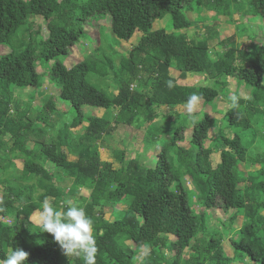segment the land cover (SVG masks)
<instances>
[{"label":"trees","instance_id":"1","mask_svg":"<svg viewBox=\"0 0 264 264\" xmlns=\"http://www.w3.org/2000/svg\"><path fill=\"white\" fill-rule=\"evenodd\" d=\"M82 1L0 0V46L6 49L0 55V259L18 247L29 253L25 264H84L82 257L65 256L51 234L30 219L46 197L65 208L73 197L68 193L80 186L90 190L88 196L73 198L94 221L96 264H232L236 256L264 264V148L251 156L256 150L247 139L263 137L264 43L251 37L243 47L236 40L250 33L244 25L222 36L217 20L226 7L228 22L234 15L245 20L251 16L264 26V0H248V8L239 6L240 0ZM200 10H214L216 15L200 21ZM188 12L198 17L191 21ZM166 16L169 32L161 25ZM32 17L46 22L44 34L40 29L32 32ZM104 18L118 42L139 37L125 55L120 54L118 65L98 48V53L70 67L58 60L68 55L94 20ZM191 26L197 31L194 35L189 33ZM17 32L29 41L13 47ZM35 36H40L38 42L31 41ZM39 58L55 60L47 81H56L57 98L73 110L67 122L59 119L61 113L55 114V95L44 94ZM172 70L177 79L193 74L212 85H178ZM89 73L111 81L116 92L109 95L88 84ZM234 79L252 88L250 95L239 98L224 114V128H232V135L210 139L206 146L203 142L216 121L206 113L200 119L183 116L177 108L192 94L205 103L223 90L227 96L225 88ZM169 80L175 87L167 86ZM26 85L38 96L32 107L23 104L26 96L18 92ZM83 106L104 112L87 116L81 134H73L71 129L82 124ZM160 118L166 120L164 125H157ZM189 125L188 146L178 145ZM125 126L144 147H158L154 163L141 166L137 154L122 153L115 169L100 159L99 149L112 152L110 139ZM214 152L219 153L215 165L210 159ZM19 158L20 175L7 177ZM49 161L54 171L47 167ZM250 165L256 166L253 172L248 171ZM187 180L199 189L194 203ZM216 206L225 214L232 212L222 230L209 224L208 211ZM106 214L113 219H106ZM239 216L242 222L233 229ZM230 231L233 257L222 244Z\"/></svg>","mask_w":264,"mask_h":264},{"label":"rangeland","instance_id":"2","mask_svg":"<svg viewBox=\"0 0 264 264\" xmlns=\"http://www.w3.org/2000/svg\"><path fill=\"white\" fill-rule=\"evenodd\" d=\"M248 0H240L239 2V6H245L246 8H248ZM82 3L86 4L87 2L85 0L82 1ZM221 14L218 15L217 20H218V31L222 36H226L229 34L234 33L235 31V26L237 25H244L245 29L248 30L250 33L243 35V36H237V40L236 42L240 45H242L243 47L245 45H248L251 43V37H253V42L255 43H264V26H262L260 22H256L258 20V17H251L249 16L247 20H245V18H243L242 16H238V15H234L232 18V22H228L227 18L225 17L226 15H228V13H230L229 9H226V7H223L221 9ZM216 15V12L214 10H200V14L199 17L197 15H195L192 12H188L187 16L188 18L192 21L194 19V17L196 16V18L198 17L200 19V21H208L210 16H214ZM168 16L165 17L164 21L161 23L162 26H164V28H166L169 31L170 27L168 25ZM203 19V20H202ZM208 19V20H207ZM31 23L33 24L32 27V32H35L37 29L41 34L45 33V25L46 22L41 18V17H32L31 19ZM249 20V21H248ZM194 22V21H193ZM200 23V22H198ZM157 26L158 23L156 24ZM194 25V24H193ZM261 25V27H260ZM108 18H104L103 20L100 21H93L91 28L87 29L86 28V32L83 36L80 37L79 41L72 46L69 49L68 55L65 57H58V60H63V63L65 66L70 67L73 64L84 60L89 54H92L94 51L95 53H98L99 51H101L100 53H103L104 55H108L112 57V61L115 65H118V61L121 58V53L124 52V55L126 54V51L137 44L139 37L138 35L132 36L127 42H122L118 40H115L111 37L110 33H109V29H108ZM197 26V24H196ZM261 28V31H260ZM22 30V29H21ZM20 30V31H21ZM108 30V32H107ZM19 31V32H20ZM19 32H17L13 37H12V45L13 47H17L20 46L22 43H27V41H29L28 38H23ZM107 32V35H106ZM180 32H184V31H180ZM189 33L196 34L197 31L195 30V26H191V28L189 29ZM27 39V40H26ZM40 39V36H35V38H32L31 41H36L38 42ZM18 42V44H16V41ZM110 46L113 48V50H109L107 47ZM95 48L100 49L95 50ZM6 51V49H4L3 47L0 46V55L3 54ZM123 55V56H124ZM55 60H50V61H43L41 58L38 59V65H37V71L41 74L42 78L41 81L43 83V90H44V94L45 95H51L54 94L55 96L51 98L52 102L54 103L55 106V114L58 116L60 113V118L63 121L67 122L68 120H70L73 116V110H71L68 106L67 103L59 100L57 98V84L56 81L53 80L51 82L47 81L49 80V69L51 67V65L53 64ZM173 72H176L175 70H172ZM85 80L88 84L102 90L103 92L109 94V93H115V87L114 84L112 85V82L109 81L108 79L104 80V78H100L92 73H89L86 75ZM187 84L189 86H195V87H200V86H210L211 84V80H209L206 77H201V76H192L191 78H189V80L187 81ZM114 87V88H113ZM134 87V85H133ZM221 87V86H219ZM226 90L228 89V94L227 96H225L226 92L220 91L219 94H217V96L215 98H212V102L210 103H205L204 100H201L199 102V104L197 105L193 115L195 116V118L200 119L202 118V114L206 113L209 117L213 118L216 121V124L214 126H212L209 129L208 132V139L204 140V145H208L210 139H214L216 137H221V136H230L232 135L233 131L232 128H224V121L223 117L225 112L231 107V103L229 100V97L231 95H233L235 92L237 94V96L239 98H247L250 95V91L252 90V88L247 87V85H245L244 83H242L241 81H237V80H230V82L227 85V88H225ZM36 90L29 86L26 85L25 88L20 89L18 92L19 93H23L26 96V99H24L23 104L28 107L29 105L32 107L35 105V103L38 101V96L35 92ZM33 93V94H32ZM30 94H32V99H28L30 96ZM110 95V94H109ZM47 97V96H46ZM82 111L84 112L83 115V121L82 124L75 128V129H71L73 134H81L82 129L85 127L86 125V117L90 116V115H95V116H101L102 113L104 112L102 109H98V108H93L90 106H83L82 107ZM160 111L164 112V108H161ZM177 111H179L183 116L187 115V108L186 105L185 106H181L179 108H177ZM176 111V112H177ZM181 115V116H182ZM189 115V114H188ZM28 117H34L35 114H31L29 113L27 115ZM59 117V116H58ZM175 119V118H174ZM172 119V120H174ZM54 121V120H53ZM166 120L164 119H158V123L157 125H164ZM52 121L49 122L48 125H52ZM174 123V121H173ZM172 124V121H170L169 125ZM52 131V130H51ZM133 129L130 127H119L116 131H114V135L113 138L110 139V142L113 145V150L112 152L100 148L99 152H100V159L102 161H108L112 164V167L117 169L120 165V158L122 156V153H126L125 156L126 157H134L138 156L139 159V163L141 164V166H146V165H150L152 163L155 162L156 159V154L159 151L158 147L156 146H150V147H144L142 145V143L139 141V139H135L134 137V133H133ZM262 134L263 137L261 136L260 140H254L252 139V137L250 135H247V139L248 142L250 141L252 143L251 147L255 146V150L251 156L260 153L262 151V149L264 148V126H262ZM52 133L54 134V131H52ZM185 135V140L181 143H178V145L181 146H188V141L190 139V125L188 126L187 130L184 132ZM245 139V138H244ZM217 149V148H215ZM137 152V153H136ZM14 154L9 153L8 154V158H13ZM210 159L213 163V165H215L216 163L219 162V153L218 152H214L211 156ZM14 166L15 168H11L8 173H7V177L10 176H17L20 175V169L22 167V161L21 159H14ZM53 162L49 161L47 162V167L50 170H53L55 168H53ZM256 166H249L248 171L253 172ZM259 180V179H257ZM186 186L189 189V191L192 193V197H191V202L194 203L195 202V196H197L199 194V189L196 186L195 183H193L191 180H187L186 181ZM72 188V187H71ZM76 188V187H75ZM74 187L71 189V191L68 193L69 196H77V197H87L89 194V189L83 188V187H77L75 189ZM38 193L40 192L39 190L37 191ZM2 193V186L0 185V195ZM69 198L72 199L73 201L74 198ZM264 199V196L263 198ZM62 205L57 204L55 205V207L57 208H61ZM195 210L198 212L200 211V208L197 207L195 204H193ZM231 211L227 212L226 214L222 211V209L219 206H216L212 209H210L208 211V215H209V224L212 226H209L211 228H217L219 230H222L220 228L221 225L224 223V221H226L227 218L230 217L231 215ZM105 218L108 220H112L113 216H110L109 214L105 215ZM240 218V219H239ZM238 219H236L233 223H232V228L236 229L238 228V225L240 224V220L242 222L241 216H239ZM31 221L34 222L35 224L39 225V219H38V214H33L31 216ZM233 231H230L227 233L226 236H224L222 244H223V248L224 251L227 255H229L230 257H233L234 255V251L233 248L230 244V239L233 237ZM145 252V251H144ZM187 255V252H186ZM232 264H256L253 262H250L249 260L245 259V258H241L240 256H236L235 259L233 260Z\"/></svg>","mask_w":264,"mask_h":264},{"label":"clouds","instance_id":"3","mask_svg":"<svg viewBox=\"0 0 264 264\" xmlns=\"http://www.w3.org/2000/svg\"><path fill=\"white\" fill-rule=\"evenodd\" d=\"M167 86L173 88L175 84L169 80ZM201 100L202 96L198 94L188 97L186 108L190 116ZM229 100L233 107L239 103V97L235 94L231 95ZM38 219L42 232L51 234L65 256L82 257L84 264H96L98 248L94 235V221L79 202L69 199L66 207L60 209L46 197L41 203ZM28 256L27 251L12 247L7 255L0 259V264H25Z\"/></svg>","mask_w":264,"mask_h":264},{"label":"crops","instance_id":"4","mask_svg":"<svg viewBox=\"0 0 264 264\" xmlns=\"http://www.w3.org/2000/svg\"><path fill=\"white\" fill-rule=\"evenodd\" d=\"M170 75L173 77V78H176V83L178 85H185V86H189L187 84V81L189 80V78H191L192 76H194L193 74H187L186 77L184 79H177V72H173L171 71L170 72ZM186 104H184L183 106H185Z\"/></svg>","mask_w":264,"mask_h":264}]
</instances>
